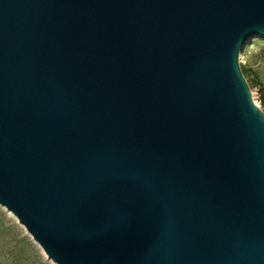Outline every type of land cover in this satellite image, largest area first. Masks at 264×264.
Segmentation results:
<instances>
[{
	"label": "water",
	"instance_id": "obj_1",
	"mask_svg": "<svg viewBox=\"0 0 264 264\" xmlns=\"http://www.w3.org/2000/svg\"><path fill=\"white\" fill-rule=\"evenodd\" d=\"M264 0H0V204L55 264H264Z\"/></svg>",
	"mask_w": 264,
	"mask_h": 264
},
{
	"label": "rangeland",
	"instance_id": "obj_2",
	"mask_svg": "<svg viewBox=\"0 0 264 264\" xmlns=\"http://www.w3.org/2000/svg\"><path fill=\"white\" fill-rule=\"evenodd\" d=\"M239 63L251 68L264 88V37L249 38L239 55ZM250 85V84H249ZM252 98L263 110L259 89L250 86ZM0 264H54L26 230L0 204Z\"/></svg>",
	"mask_w": 264,
	"mask_h": 264
},
{
	"label": "trees",
	"instance_id": "obj_3",
	"mask_svg": "<svg viewBox=\"0 0 264 264\" xmlns=\"http://www.w3.org/2000/svg\"><path fill=\"white\" fill-rule=\"evenodd\" d=\"M241 70L246 77L248 84H250L249 86H255L259 89L260 103L264 106V88L259 82L256 73L245 65H241Z\"/></svg>",
	"mask_w": 264,
	"mask_h": 264
},
{
	"label": "bare ground",
	"instance_id": "obj_4",
	"mask_svg": "<svg viewBox=\"0 0 264 264\" xmlns=\"http://www.w3.org/2000/svg\"><path fill=\"white\" fill-rule=\"evenodd\" d=\"M7 210V209H6ZM8 211V213L11 215V216H13L14 218H15V216L12 214V212H10L9 210H7ZM19 223V222H18ZM22 227H23V225L21 224V223H19ZM24 228V227H23ZM25 229V228H24ZM27 232V231H26ZM27 234H29L28 232H27ZM35 242V241H34ZM36 244H37V246L38 247H40L39 246V244L37 243V242H35ZM41 248V247H40ZM43 251V250H42ZM44 252V251H43ZM45 254V253H44ZM48 258V257H47ZM52 263H54L50 258H48ZM55 264V263H54Z\"/></svg>",
	"mask_w": 264,
	"mask_h": 264
}]
</instances>
